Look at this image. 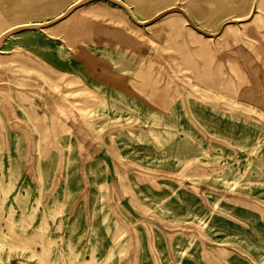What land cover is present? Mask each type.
<instances>
[{
	"label": "rangeland",
	"instance_id": "rangeland-1",
	"mask_svg": "<svg viewBox=\"0 0 264 264\" xmlns=\"http://www.w3.org/2000/svg\"><path fill=\"white\" fill-rule=\"evenodd\" d=\"M0 160L63 203L0 264H264V0H0Z\"/></svg>",
	"mask_w": 264,
	"mask_h": 264
},
{
	"label": "bare ground",
	"instance_id": "bare-ground-1",
	"mask_svg": "<svg viewBox=\"0 0 264 264\" xmlns=\"http://www.w3.org/2000/svg\"><path fill=\"white\" fill-rule=\"evenodd\" d=\"M14 7L16 8V6ZM91 11L89 12L83 11V12L92 13ZM117 12L118 10L116 8L107 9L103 5H95L94 13L92 14H97V15L100 14L103 17H108ZM194 39H195V42L197 43V46H198L197 48H199L198 50L203 52L204 46L201 44V40L199 38H194ZM104 48L105 47L102 46L101 49H104ZM24 54L25 53H21V56L24 59L23 63H25V61H28V60L33 63L34 60L33 61L31 60L32 59L31 54L30 53L29 54L26 53L25 55ZM13 56L15 57L17 55H13ZM139 60H140L139 65H142V69L144 71L143 75L147 76L148 73L152 71V61L145 60L144 62L143 61L144 57L142 55L139 56ZM18 61L20 62V60ZM36 62L38 63V65L39 64L41 66L44 65L45 67L51 69V67L47 66V64L41 63L39 60ZM204 71L206 72L210 71L206 63L204 65ZM201 72H203V70H201ZM94 97H101L104 99V93L102 91H98L97 89V91H94ZM160 98H163V97L160 94H157L156 100H159ZM32 112L33 111L27 114L28 118L31 121H33V123L34 121L38 120L39 124L44 126L46 122L43 121L42 119L40 120V118H38L37 115L34 112L33 113ZM152 117L155 119L158 118V116L155 113L152 114ZM52 121H53V125H55V130L58 131L59 133H62L64 130L68 129L67 126H63L60 123L58 124L57 118L55 116H53ZM166 125L167 126L171 125V123L168 122L166 123ZM10 165L11 166L9 168V176L7 177L5 183L2 186H0V196L1 195L3 196L2 198H0V220L3 219V223H4L3 227L6 228V230H1L0 228V248L8 247L11 250L13 248H18V247L19 248H28V247L33 248L34 246L41 245V248H42L41 250L33 249L29 255L30 257H34V256L38 257L39 259H41V261L43 260L48 261L49 254H50V246L52 245V243H54V240L45 234L46 228L48 226L47 222H48V219L54 220L61 214L62 209H63V203L60 202L57 198H54L53 200L46 203L45 209H44L45 212L43 213L39 223L35 224L34 223L35 214H36L39 204L41 203L40 196L37 197L36 205L34 204L31 207L27 208L26 199L30 195V191L27 190L26 193H21V194L14 193V199L19 204V207L21 208L20 217L18 218L12 217L13 213L15 212L14 207L12 205L9 206V215L7 217H4L2 213V204L4 203L5 198L8 195H10L11 193L13 194V189H14L16 179H17L16 172H14L13 163ZM27 229H32V233H26ZM67 249L69 251V254L72 253L71 237H69L67 241ZM96 259L97 258H96V255L93 249L91 251L90 258H85L83 260H80L78 264H96L97 262Z\"/></svg>",
	"mask_w": 264,
	"mask_h": 264
}]
</instances>
